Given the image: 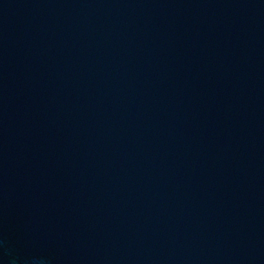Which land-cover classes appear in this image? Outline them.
Here are the masks:
<instances>
[{
    "label": "water",
    "instance_id": "1",
    "mask_svg": "<svg viewBox=\"0 0 264 264\" xmlns=\"http://www.w3.org/2000/svg\"><path fill=\"white\" fill-rule=\"evenodd\" d=\"M0 264H264V0H0Z\"/></svg>",
    "mask_w": 264,
    "mask_h": 264
}]
</instances>
